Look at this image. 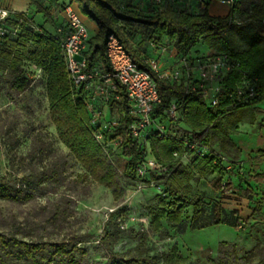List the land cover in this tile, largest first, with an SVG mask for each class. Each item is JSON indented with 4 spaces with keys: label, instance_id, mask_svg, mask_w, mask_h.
<instances>
[{
    "label": "trees",
    "instance_id": "1",
    "mask_svg": "<svg viewBox=\"0 0 264 264\" xmlns=\"http://www.w3.org/2000/svg\"><path fill=\"white\" fill-rule=\"evenodd\" d=\"M35 3L36 0H30ZM76 2L78 11L97 25L98 32L88 41V48L83 51L87 67L91 68L97 62H102L106 69H111L103 52L108 34L119 38L125 51L132 61L144 69L156 82L161 98L157 116L167 108L171 100H176L181 106L178 123L170 124L169 136L163 140L150 135L149 149L155 160L167 165L166 175L151 174L152 179L165 188V194H157L145 205L148 224L146 227L125 228L120 225V218L111 213L106 220V228L101 236V245L107 252L101 264H181L185 258L178 254V249L172 245L168 251L156 254L152 252L149 238L167 239L169 229L182 234L185 230H196L210 225L227 224L231 227L240 226L232 218L234 211L225 216V210L220 201L213 203L210 218L206 216V197L203 191L192 186V182L211 177L210 186L213 190L223 192L230 188L228 175L232 164L236 162L240 148L232 140L239 123L254 124L260 116V127L264 126V108L257 103L264 99V0H234L229 13L224 17H213L207 12L205 2L199 9L172 7L166 5L149 12L125 10L117 0H70ZM70 2L63 3L69 4ZM71 4V3H70ZM190 6V5H189ZM63 8V7H62ZM188 9V10H187ZM244 24V28L252 31L255 37L249 48L234 52L230 48L226 31L231 25ZM120 25H136L142 28L141 36L153 44L167 38L168 45L182 55H210L219 52L227 53L241 64V70L250 77L257 79L259 95L248 105L232 107L229 100L220 95L216 105H209L207 98L199 91H185L179 84L161 81L155 71L146 64L135 51H132L123 36ZM8 32L0 37V78L6 93L18 96L31 83L25 75L24 67H34L41 70L45 76V97L49 119L55 127L57 139L66 147L63 155L46 151L45 142L33 139L30 152H39L46 158V163L40 168H28L20 177H7L0 174V200L24 205L36 199V192L56 193L60 186L67 187L66 181L68 159L73 158L84 173L75 178L78 181L89 180L97 182L110 190L115 200L123 197L120 178L137 184L135 168L142 154L140 146L129 137L127 125L129 117L126 113L127 95L119 88L120 126L113 130L126 138L122 153L105 152L94 138V127L88 123L89 114L85 103L73 87L65 65L64 55L59 43L54 40L55 32H48L22 14L16 17L10 15L5 19ZM14 32V33H13ZM201 45L205 52H191V47ZM110 106L112 103H109ZM164 119V118H161ZM184 136L197 141L211 152L199 156L195 152L183 148ZM37 152V153H38ZM177 152L178 157L173 156ZM220 153L230 161V167L216 160L213 153ZM262 156L263 153L260 152ZM232 158V159H231ZM263 175L254 174L250 179L261 180ZM76 180L72 183L76 184ZM85 187L83 194H87ZM255 189L245 187L239 196L253 202L250 216L244 223L252 227L254 222L263 225L264 205L260 200L253 199ZM53 202L48 201L41 206L38 220L22 221L11 218L6 223L0 218L5 228L0 231V264H89L87 248L83 245L88 240L85 234L62 235L54 240L43 238L41 230L51 226L58 231L64 228V222L73 213L74 197L61 193ZM191 208L188 222L182 219V212ZM232 215V217L230 216ZM257 217V219L255 218ZM253 218V220H252ZM255 218V219H254ZM25 223L32 224L27 229ZM166 224V226L164 225ZM24 240L26 236H32ZM127 236L134 245L125 252L113 250V244ZM208 264H264V245L256 242L252 248L240 252L234 243L221 241L217 245L216 256L206 258Z\"/></svg>",
    "mask_w": 264,
    "mask_h": 264
},
{
    "label": "rangeland",
    "instance_id": "2",
    "mask_svg": "<svg viewBox=\"0 0 264 264\" xmlns=\"http://www.w3.org/2000/svg\"><path fill=\"white\" fill-rule=\"evenodd\" d=\"M188 7H190L188 9H191V6ZM123 9L150 11L145 10L143 7H134L133 4L128 7L123 6ZM243 26L244 24L231 25L226 31L230 48L234 52L249 48L255 37L252 31L245 29ZM120 30L128 43L133 42L135 44L138 41L137 48L143 49L149 40L147 38L143 39L141 36L142 28L139 26L120 25ZM149 48H151L150 45ZM24 69L25 75L31 79V84L18 96L8 95L0 78V174L7 177H20L28 168L44 166L46 158L43 155H46L45 153L48 151L63 155L68 152L66 147L57 139L55 127L49 119L44 74L33 66L24 67ZM257 104L263 109L264 99ZM256 118L257 121L254 125L246 123L247 125H243L239 131H236L238 138L241 139L237 147L241 148L242 153L239 152L228 175H223L224 178H228L231 187L223 188L222 193L213 190L210 186V176L192 182L193 187L205 194L206 216L208 218L212 215L213 203L220 201L225 210L224 215L228 216L231 211H234L233 217L230 216L236 219L240 226L231 227L224 223L196 230H185L182 234L169 229L170 236L167 239L158 240L155 236H150L148 244L153 254L166 252L172 245H175L178 254L185 258L181 264H208L206 258L216 256L217 245L221 241L234 243L240 252L252 248L256 242L264 245L263 225L254 222L253 226L249 227L244 223L246 217L250 216L254 203L239 196L241 190L249 187L256 191L253 199L261 202L264 199L259 189L260 185L250 179L255 171L253 164L257 162L256 159L261 157L257 150L259 145L255 142L257 133L264 138V126L258 127L261 118L260 116ZM34 138L45 142L46 151L42 152L43 155L38 151V153L30 152ZM67 167V187L60 186L53 194L38 190L35 195L36 199L24 205H16L0 200V218L4 219L6 223L10 222L12 217L17 221H22L25 217L37 221L41 215L39 211L41 206L48 201H55L57 195L61 193H68L74 197L75 203L72 215L67 222L63 223L64 228L58 231L48 226L47 229L41 230L40 234L43 238L54 240V238H60L62 235H68V233H83L88 238L83 245L89 252V264H101L104 262L107 252L100 241L106 228V220L110 214L114 213L120 218V225L123 229L146 227L148 217L145 205L151 202L159 193L149 185H145L144 188H137L135 184L129 183L121 177L123 197L120 200H115L110 190L99 183L91 182L88 179L76 180L75 178L84 173V169L73 158L68 159ZM73 180L77 181L75 185L72 183ZM86 186L88 187L87 194L84 195L83 191H85ZM190 211L191 208H186L182 212L183 220L189 221ZM255 218L257 219V217ZM164 225L166 226L165 223ZM25 226L27 229L33 228L30 223H25ZM5 227V224L1 223L0 220V231ZM31 235L26 236L24 240L35 237L33 231H31ZM133 245L134 242L125 235L115 242L112 247L114 251L125 252Z\"/></svg>",
    "mask_w": 264,
    "mask_h": 264
},
{
    "label": "built area",
    "instance_id": "3",
    "mask_svg": "<svg viewBox=\"0 0 264 264\" xmlns=\"http://www.w3.org/2000/svg\"><path fill=\"white\" fill-rule=\"evenodd\" d=\"M221 1L231 6L234 0ZM62 11L65 14V26L59 27L53 38L60 45L73 87L79 91L88 110V123L94 127V138L105 152L122 153L126 138L119 132H113L120 126L116 101L119 100L118 91L122 87L127 95V133L143 150L135 168V177L138 179L135 186L144 188L149 185L164 195V186L150 177L153 173L166 175L169 169L167 165L155 160L149 149L148 138L153 135L163 140L169 136V125L178 123L180 117L179 102L171 100L167 108L157 116L161 98L156 82L132 61L119 38L113 34L107 35L103 50L111 69H106L102 62L95 63L91 68L87 67L83 51L88 41V29L72 4H65ZM8 16L7 10H0V37L8 32L5 27ZM174 64L162 70L151 68L161 81L179 84L186 92H201L209 105H216L220 95H224L232 107L248 105L259 95L257 79L240 71V62L227 53L219 52L214 56L182 55ZM109 103H112L111 106ZM182 141L186 151L195 152L199 156L211 152L190 137L184 136ZM212 155H215L214 162L219 160L225 164L226 169L230 167L226 156L217 152ZM173 156L177 158V152H173Z\"/></svg>",
    "mask_w": 264,
    "mask_h": 264
},
{
    "label": "crops",
    "instance_id": "4",
    "mask_svg": "<svg viewBox=\"0 0 264 264\" xmlns=\"http://www.w3.org/2000/svg\"><path fill=\"white\" fill-rule=\"evenodd\" d=\"M121 7L130 6L133 4L134 7L139 6L140 8H145V10H153L155 8H161L166 5H170L172 7H179V9H183L184 7H188L189 5L192 8L199 9V6L204 2L207 6V12L210 16L213 17H224L229 13L230 6L221 0H117ZM70 2L73 7H75L78 11L77 3L71 2L70 0H36L35 3H31L30 0H0V10H7L11 17H16L18 14H22L26 16L35 26L41 27L45 31L50 33L55 32L59 27L65 26V14L62 11L63 3ZM129 9V8H128ZM80 13V11H79ZM81 15L82 21L84 25H87L88 29V41L91 37L95 36L98 32L97 25L91 19H88L86 16ZM88 41L85 45L84 51L88 48ZM142 41V39H140ZM132 51L142 58V60L150 65L151 67L162 70L167 69L174 66L176 60L179 57V53L172 46L168 45L167 38L163 37L161 42L158 44H152L150 40L146 42V46L143 49L137 48L138 41L133 44V42L128 43ZM149 45L151 48H149ZM191 52L196 50L204 52L207 49L201 45H195L190 48ZM261 121V120H260ZM256 123V122H255ZM259 122V126L260 127ZM246 123H239L237 125L236 131L240 129ZM247 125V124H246ZM254 125V124H250ZM253 127V126H252ZM255 128V126H254ZM238 133L235 132L234 135L231 136L234 143L238 146L240 140L237 136ZM256 144L259 145L258 153H263V155L256 159L257 162H254V174L263 175L261 180H254L253 182L259 184L261 195L264 197V138L261 134L257 133V137L255 140ZM241 149V148H240ZM242 153V152H241ZM258 156V155H257ZM264 205V199L261 202Z\"/></svg>",
    "mask_w": 264,
    "mask_h": 264
}]
</instances>
